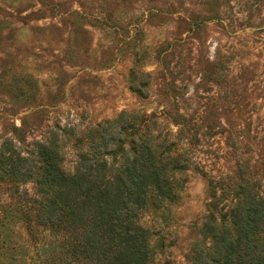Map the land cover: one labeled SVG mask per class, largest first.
<instances>
[{
  "label": "rangeland",
  "instance_id": "obj_1",
  "mask_svg": "<svg viewBox=\"0 0 264 264\" xmlns=\"http://www.w3.org/2000/svg\"><path fill=\"white\" fill-rule=\"evenodd\" d=\"M123 112L188 165L140 213L150 264H194L242 192L264 198V0H0V147L56 142L71 174Z\"/></svg>",
  "mask_w": 264,
  "mask_h": 264
},
{
  "label": "trees",
  "instance_id": "obj_2",
  "mask_svg": "<svg viewBox=\"0 0 264 264\" xmlns=\"http://www.w3.org/2000/svg\"><path fill=\"white\" fill-rule=\"evenodd\" d=\"M142 127L140 116L125 112L98 124L76 139L71 174L62 168L56 142L40 144L29 158L6 140L0 147V187L7 193L0 202V264H150V233L140 213L150 195L173 200L175 175L188 165L183 155L159 152ZM28 183L33 196L21 191ZM210 230L213 246L198 252L194 264H264V198L258 193L242 192L230 223Z\"/></svg>",
  "mask_w": 264,
  "mask_h": 264
}]
</instances>
